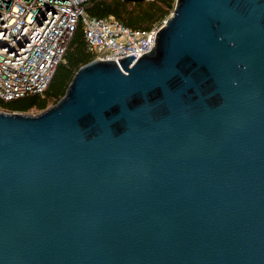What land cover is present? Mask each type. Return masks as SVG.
<instances>
[{
  "label": "water",
  "instance_id": "obj_1",
  "mask_svg": "<svg viewBox=\"0 0 264 264\" xmlns=\"http://www.w3.org/2000/svg\"><path fill=\"white\" fill-rule=\"evenodd\" d=\"M134 58L0 111V264H264V0H176Z\"/></svg>",
  "mask_w": 264,
  "mask_h": 264
},
{
  "label": "built area",
  "instance_id": "obj_2",
  "mask_svg": "<svg viewBox=\"0 0 264 264\" xmlns=\"http://www.w3.org/2000/svg\"><path fill=\"white\" fill-rule=\"evenodd\" d=\"M87 0H0V100L43 94L80 24L93 61L148 54L166 20L148 31L89 18Z\"/></svg>",
  "mask_w": 264,
  "mask_h": 264
},
{
  "label": "trees",
  "instance_id": "obj_3",
  "mask_svg": "<svg viewBox=\"0 0 264 264\" xmlns=\"http://www.w3.org/2000/svg\"><path fill=\"white\" fill-rule=\"evenodd\" d=\"M176 0H87L85 15L89 18H112L131 30L148 31L160 25L174 10ZM80 24L68 43L63 61L59 63L45 92L10 101L0 100V109L13 113L42 112L55 105L64 95L74 74L91 63Z\"/></svg>",
  "mask_w": 264,
  "mask_h": 264
},
{
  "label": "rangeland",
  "instance_id": "obj_4",
  "mask_svg": "<svg viewBox=\"0 0 264 264\" xmlns=\"http://www.w3.org/2000/svg\"><path fill=\"white\" fill-rule=\"evenodd\" d=\"M50 107V106H49ZM0 111H2V112H5V111H3V110H1L0 109ZM39 112H37L36 110H32V111H30V112H28V113H25V114H29V115H36V114H38Z\"/></svg>",
  "mask_w": 264,
  "mask_h": 264
}]
</instances>
